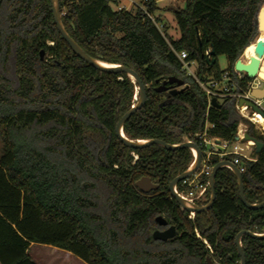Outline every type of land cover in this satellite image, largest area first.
I'll return each instance as SVG.
<instances>
[{
	"label": "trees",
	"instance_id": "1",
	"mask_svg": "<svg viewBox=\"0 0 264 264\" xmlns=\"http://www.w3.org/2000/svg\"><path fill=\"white\" fill-rule=\"evenodd\" d=\"M59 1L66 31L85 53L135 71L147 89L143 109L123 127L127 139L189 140L199 147L198 134L235 140L240 121L232 106H209L171 48L197 63L202 81L224 74L221 56L233 72L257 40L264 0H185L184 10H169L181 34L177 41L142 9L114 10L117 0ZM143 5L156 16V0ZM171 78L184 82L179 93H158ZM252 81L243 75L242 89ZM136 90L126 74L99 71L74 54L55 25L50 0H0V264H37L33 245L54 247L84 264H241L236 237L264 234V208L248 209L235 175L222 168L213 208L190 219L169 186L190 168L191 150L131 149L116 135L136 105ZM242 121L246 135L263 144L252 154L256 162L244 161L242 174L246 201L257 205L264 202V138ZM221 161L213 157L211 165ZM144 177L158 190L141 192L136 183ZM210 194L208 188L207 204ZM158 217L176 228L174 239L153 238L162 229ZM241 242L246 264H264V240L244 236Z\"/></svg>",
	"mask_w": 264,
	"mask_h": 264
},
{
	"label": "water",
	"instance_id": "2",
	"mask_svg": "<svg viewBox=\"0 0 264 264\" xmlns=\"http://www.w3.org/2000/svg\"><path fill=\"white\" fill-rule=\"evenodd\" d=\"M50 4H51V9H52V13H53V18H54V22L55 25L60 33V35L62 36V38L64 39V41L70 46V48L72 49V51L74 52V54L79 57L81 60H83L85 63H87L88 65L92 66V68L94 67L95 69H98L99 71L102 72H107V73H113V74H126L134 84L137 85V95L138 97H136V105L134 107H132V109L130 111H128L120 120V122L118 123V127H116V135L117 137L121 140V142H123L124 144H126L127 147L131 148V149H143V148H147V147H151L153 145L156 146H160L162 148H165L166 150H170V151H174V150H178V149H189L191 151H194L196 153V160L195 163L193 164L194 166H191L185 173H183L182 175L178 176L173 182H171L170 186H169V192L171 194V196L178 202V204L180 205V207L189 213H193L194 215L196 213H204V212H208L210 209L213 208L214 206V202L216 199V189L215 187L217 185H215L216 182V176L217 173L219 172L220 169L222 168H228L230 169L233 174L235 175L236 179H237V183H238V188H239V194H240V199L243 202V204L250 210H262L264 208V202L260 203V204H250L246 201L245 198V192H244V185H243V177L242 174L239 172V169L237 168V166L233 165L231 162L229 161H223L220 162L219 164L216 165V167H213L212 169V173L209 179V188H210V201L208 202L209 204H206L204 206H199V205H195V204H190L187 201L183 200L181 197H179L175 191L176 187L178 184H180V182L185 179L190 178L191 176H193L196 172H198L201 168V161H202V152L199 149L200 147H198L195 143L189 141V140H185L184 143L180 144V145H169L166 144L163 141L160 140H147V141H133V140H129L125 137L124 133H123V127H125L124 125L126 124V122L140 109H143L144 105L146 104L147 101V89L145 87V85L143 84L141 78L138 76V74L133 71V70H129V68L125 67V66H121V65H110V64H106L103 63L101 61L95 60L92 57H90L89 55H87L85 53V50H83L71 37L70 35L67 33L68 31H66L63 23H62V17H61V8H60V1L59 0H50ZM258 37L257 40L254 42L255 43V51L254 54L256 56L251 57L249 59V63H245L243 62L242 59L237 60V62L235 63L234 66V70L246 75L250 80H259L262 83V88H256V89H252V93L251 95L258 100H264V78H262L260 76V72H261V67H262V61L264 59V40H261V33L264 30V3L262 4L260 10H259V14H258ZM211 54L214 55V53L212 52ZM44 58V52L41 53V59ZM214 63V61H213ZM168 85L170 86H176L175 89H168ZM184 87V82L182 80L176 79V78H171L169 80L162 82L159 87L157 88V92L158 93H162V92H167L169 91L171 94L175 95L177 93H179L180 88ZM244 104V102H241L240 105L242 106ZM211 106L220 109L221 105H219L217 103L216 100H212L211 102ZM247 106L252 108L254 111H256L257 114L261 115L262 118H264V113L257 107L253 106L251 103L247 102ZM239 120V118H237ZM236 140H239V137H236ZM245 142L248 141H252L255 143L256 146V152L260 153L263 149V144L258 142L255 139L250 138L249 136L245 135L244 139ZM136 187L143 192L144 194H148L151 193L152 191H157L158 190V186L155 185L154 183H152L151 179L144 177L141 180L138 181V183H136ZM157 222L159 224L160 227L162 228H166L168 227V222L166 221L165 218L162 217H158L157 218ZM176 236V228L174 226H170L168 227L166 230L164 231H160L157 230L154 232L153 234V238L156 241H161L162 242H166L168 240H172L174 239ZM244 236H249L255 239H260V240H264V234L263 235H259V234H254L252 232L249 231H243L241 233H239L236 237V246H237V250L238 253L241 257V264H246V257H245V253L243 251L242 248V238ZM208 264H212L211 259L208 260Z\"/></svg>",
	"mask_w": 264,
	"mask_h": 264
},
{
	"label": "built area",
	"instance_id": "3",
	"mask_svg": "<svg viewBox=\"0 0 264 264\" xmlns=\"http://www.w3.org/2000/svg\"><path fill=\"white\" fill-rule=\"evenodd\" d=\"M159 0H156L158 3ZM134 4V3H132ZM137 6V4H136ZM137 9L144 10L148 18L155 24L158 30L162 32L163 26L156 23L154 16L148 14L144 6H137ZM119 11H128L125 6L118 7ZM171 51L177 57L179 63L181 64V71H183L184 76L188 79L195 81L199 87L204 91L205 96L208 100L209 106H211L212 100H216L219 105L228 104L234 109V113L237 118H239L240 124L238 127L237 136L239 140L226 141L215 137H207V134H198L196 135L199 139V144L202 147V161H201V171L196 172L193 176L188 179L181 181V187L178 190L175 189L177 195L183 200L187 201L190 204L199 205L206 197L207 189L209 188V181L204 183L201 180V177L207 176L210 177L212 173L213 166L211 165V160L213 157H218L220 160L229 161L233 165L237 166L239 172L243 174L245 172L244 161L256 162L257 158L252 156L256 152L255 143L252 141L245 142L243 139L246 135L247 129L246 124L242 120H247L252 123L257 130L258 134L264 138V118L261 115L257 114L252 108L247 106V102L251 103L253 106L257 107L259 111L261 110L264 113V100L255 99L251 95L252 89L262 88V83L259 80L256 81L254 85L252 82L247 87L246 90H243L241 87V80L243 74L233 71V72H224L219 79L209 78L208 80L202 81L198 78V66L195 61L188 60V54L186 52H176L173 48ZM210 50L205 54L210 58ZM242 55L239 59H242L243 62L249 63V60L243 58ZM263 62V61H262ZM256 87V88H254ZM137 95V90H136ZM136 99V98H135ZM244 102L241 106L240 103ZM259 115L263 119V124H260L255 117ZM245 128V129H244ZM236 136V137H237ZM199 147V146H198ZM193 154V162L191 166H194L196 160V153L191 151ZM230 158L229 160H227ZM137 159V157H135ZM190 166V167H191ZM190 219L194 220L195 215L190 213Z\"/></svg>",
	"mask_w": 264,
	"mask_h": 264
},
{
	"label": "rangeland",
	"instance_id": "4",
	"mask_svg": "<svg viewBox=\"0 0 264 264\" xmlns=\"http://www.w3.org/2000/svg\"><path fill=\"white\" fill-rule=\"evenodd\" d=\"M136 4L137 6H142V7L144 6L143 0H117V4L112 5V8L114 10H118V7L120 8L125 6L128 11L134 13L137 9ZM185 7H186L185 0H159L158 2V11L155 14L156 15L155 19L159 18L160 19L159 25L164 27L162 30L163 32L162 34L163 35L168 34V37H170L174 41L179 40L181 34L178 29L174 15L169 10L171 8L184 10ZM217 64H218V70L221 72H227L230 70V63L225 56L219 57L217 60ZM262 66L263 69L261 70L260 76L262 75L264 77V62ZM255 82L256 81H252V85H254ZM2 154H3V145L0 141V157L2 156ZM229 159L230 158H228L227 160ZM206 202H207L206 198L203 201H201L202 205L207 204ZM30 254H31V258L37 264H84L81 260L70 255L69 253L63 252L61 250H57L56 248L49 246L33 245L30 249Z\"/></svg>",
	"mask_w": 264,
	"mask_h": 264
},
{
	"label": "bare ground",
	"instance_id": "5",
	"mask_svg": "<svg viewBox=\"0 0 264 264\" xmlns=\"http://www.w3.org/2000/svg\"><path fill=\"white\" fill-rule=\"evenodd\" d=\"M261 37V40H264V30L262 31V33H261V35H260ZM254 51H255V43H252L245 51H244V53H243V58L244 59H246V60H249L251 57H254V56H256L255 54H254ZM263 62H264V59H263ZM263 62H262V65H263ZM263 69V66L261 67V70ZM260 74H261V72H260ZM255 119L260 123V124H263V119L259 116V115H257L256 117H255Z\"/></svg>",
	"mask_w": 264,
	"mask_h": 264
},
{
	"label": "flooded vegetation",
	"instance_id": "6",
	"mask_svg": "<svg viewBox=\"0 0 264 264\" xmlns=\"http://www.w3.org/2000/svg\"><path fill=\"white\" fill-rule=\"evenodd\" d=\"M168 227H170L169 225H168ZM168 227H166V228H162V229H160V231H164V230H166Z\"/></svg>",
	"mask_w": 264,
	"mask_h": 264
}]
</instances>
